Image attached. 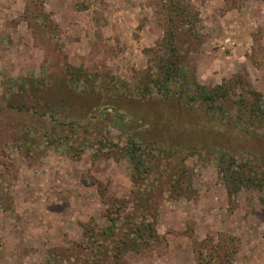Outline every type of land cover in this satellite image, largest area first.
<instances>
[{
  "label": "rangeland",
  "instance_id": "rangeland-1",
  "mask_svg": "<svg viewBox=\"0 0 264 264\" xmlns=\"http://www.w3.org/2000/svg\"><path fill=\"white\" fill-rule=\"evenodd\" d=\"M179 2L190 20L173 41L199 84L240 81L264 110V0ZM171 7L170 0H0V264H264V188L229 194L211 156L178 151L159 153L138 176L137 186L151 190L140 221L153 225L149 238L138 252L97 259L98 233L138 208L125 134L166 138L170 117L188 118L127 92L166 55ZM162 109L165 123L147 118ZM48 115L62 117L53 123L58 131L40 132L37 117ZM263 138L217 132L203 145L264 154L256 140Z\"/></svg>",
  "mask_w": 264,
  "mask_h": 264
},
{
  "label": "trees",
  "instance_id": "trees-1",
  "mask_svg": "<svg viewBox=\"0 0 264 264\" xmlns=\"http://www.w3.org/2000/svg\"><path fill=\"white\" fill-rule=\"evenodd\" d=\"M176 1L170 0L172 5L170 12L175 17L172 19L170 16V20L173 21L174 25L169 33L166 34L167 47L166 51H164L166 55H158L154 61V71L149 72L150 66L138 85L127 92L133 94L136 97L135 99H142V104L144 103L146 106L149 103H154L155 105H159V103L167 104L173 109L176 107L175 111L179 109L184 111L188 118L176 117L175 119L170 117L169 120L173 125L174 131L168 132V135L165 134L166 138L162 136L155 138L152 134L153 136L151 137L153 139L148 140L142 134H125L128 159L134 169L131 181L133 185L137 186L139 184L137 180L140 179L138 176L143 174L146 169L148 171L150 162L152 159H157L159 153L169 155L178 151L179 153H185L184 158H187L205 152L206 155L212 157L213 162L219 168L229 194L237 192L238 189L245 186L262 190L264 188V168H262L264 154L262 151L242 150L232 153L226 147L220 148L212 145L210 148L209 145L205 149L206 147L203 145L205 137L217 132H236L239 137L243 136L246 139H249V137H264V133L261 136L260 132L255 131L256 129L264 128V110L260 105V96L252 91L248 85H242L240 81L235 83L227 82L214 88H207L199 84L194 77V70L190 67V59H188L187 55L177 50L173 41V32L175 33L177 30L186 31V26L190 20L187 12L183 9V3H180L179 0ZM6 82L13 84L14 81L9 79ZM4 84L6 83L4 82ZM248 97L251 98L248 100ZM6 106L15 110H20L21 108L20 105L15 106L10 101H6ZM162 113L163 109L157 114L148 111L147 115L151 116H147V118L153 121L155 119L161 125L165 123L162 119L164 117ZM189 113L192 114L189 115ZM117 114H121L120 116L123 119L127 118L129 113ZM37 118L39 121L36 120L42 128L40 132L58 131V126L53 123L55 120L60 123L62 121L61 116L59 119L55 116L52 117V115ZM73 119L80 122L76 118ZM63 120L65 119L63 118ZM84 126L87 127V125ZM93 126L97 129L99 128L97 124ZM171 133H176L180 136L178 137L180 138L179 143H174L175 139L170 135ZM256 140L264 141V138ZM146 152L151 159L146 157L144 160L140 156V154ZM237 156L239 158L242 156L249 157L251 160L236 163ZM256 174H260V176L257 177ZM137 187L138 190H141L138 193L140 196L135 197L133 200L134 205L138 206V208L125 215L120 223L111 224L110 233H107L108 230L98 233V238L101 239L100 241L97 240V246L102 248V253L97 254V259L100 261L107 258L110 252H112V257L115 259H119L120 256L131 252H138V245L149 238L148 230L153 225L147 223V226H143L140 221L144 220L142 217L144 199L151 190L145 193V189H142L144 188L143 185ZM136 211H140L137 216ZM135 218H138V221ZM118 230L121 231L119 233L121 235H114V231L117 232ZM110 236H113L112 242L106 247L101 242Z\"/></svg>",
  "mask_w": 264,
  "mask_h": 264
}]
</instances>
